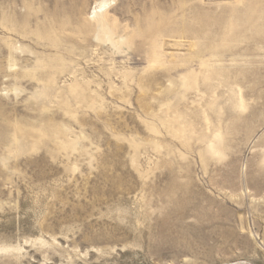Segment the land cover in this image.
Returning <instances> with one entry per match:
<instances>
[{
	"label": "rangeland",
	"instance_id": "obj_1",
	"mask_svg": "<svg viewBox=\"0 0 264 264\" xmlns=\"http://www.w3.org/2000/svg\"><path fill=\"white\" fill-rule=\"evenodd\" d=\"M0 264H264V0H0Z\"/></svg>",
	"mask_w": 264,
	"mask_h": 264
},
{
	"label": "bare ground",
	"instance_id": "obj_2",
	"mask_svg": "<svg viewBox=\"0 0 264 264\" xmlns=\"http://www.w3.org/2000/svg\"><path fill=\"white\" fill-rule=\"evenodd\" d=\"M99 22H98V24H99V27L103 30H106V28H108V23L109 22H107V15H102V16H100V19L98 20ZM241 105V104H240ZM239 105V103H238V105H235L236 107H239L240 106ZM242 106H244V105H241V107ZM243 108V107H242ZM211 150L213 151V152H218V150L215 148V146H213L212 148H211Z\"/></svg>",
	"mask_w": 264,
	"mask_h": 264
}]
</instances>
